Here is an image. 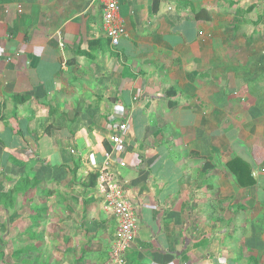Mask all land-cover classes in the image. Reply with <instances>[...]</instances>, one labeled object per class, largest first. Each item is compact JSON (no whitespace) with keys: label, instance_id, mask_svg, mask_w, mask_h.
Instances as JSON below:
<instances>
[{"label":"crops","instance_id":"0c3cea01","mask_svg":"<svg viewBox=\"0 0 264 264\" xmlns=\"http://www.w3.org/2000/svg\"><path fill=\"white\" fill-rule=\"evenodd\" d=\"M215 1L121 0L127 35L115 47L95 0H0V163L30 177L44 163L68 178L67 199L95 201L85 222L64 220L79 227L74 242H114L116 216L81 183L129 123L120 171L136 238L122 262L89 246L69 249L68 264H264V83L251 56L240 71Z\"/></svg>","mask_w":264,"mask_h":264},{"label":"rangeland","instance_id":"374dc122","mask_svg":"<svg viewBox=\"0 0 264 264\" xmlns=\"http://www.w3.org/2000/svg\"><path fill=\"white\" fill-rule=\"evenodd\" d=\"M212 5L216 14L214 22L219 30H224L227 33L228 44L232 46L233 58L238 59L237 62L241 63L240 71L243 73L242 68L245 65V60L250 56L252 57L250 65H253V60L257 61L259 58L264 60V53H262L264 39L263 41H250L251 36H253L252 40L254 37L258 39L260 35L264 36V0H217ZM97 9L98 13L96 14L100 16V6H97ZM261 42H263V48L259 55V52H255L261 49ZM260 64L257 63L259 69L256 71L253 66L248 65L247 71L251 70L253 74L257 73L259 79L264 83V62L262 61ZM3 110L0 108V118L5 120L7 116H3ZM0 142L5 144L3 138L0 139ZM16 166H18L17 161L9 164L7 162L0 163V264H68L72 261L65 258L69 249L78 252L80 248L88 249L89 246L94 250H105L111 260L116 261L113 254L115 232L112 237L114 242L108 240L111 242V246L113 244L112 248L108 243L106 245L100 243L99 239L94 243L91 240L87 241L85 236L82 241L77 243L72 240L79 227L64 223L66 217L71 219L72 224L81 221V218L85 222L89 217V210L95 207L93 199H87L85 193H83V197L72 196L77 199H67L64 194L69 193L64 192V188L65 185L67 186L68 178L66 180L61 178L64 177V172L48 171L45 169L44 163L39 165V169L34 172L33 177H30L29 173L25 174L22 170L17 169ZM74 182L76 180L71 183ZM81 184L84 185L85 182ZM68 187L71 186L68 185ZM76 192L80 193V191ZM96 193L97 197L93 196L94 194L92 196L98 198L103 204L104 200L100 191L96 190ZM48 203L66 206L70 215L64 212V207H57V211L50 209L47 207ZM67 205H70L71 208ZM32 220L35 221L33 226L31 225ZM104 224L106 223L104 222ZM31 228L33 230L37 228L40 234L34 235L33 238L30 235ZM53 232V237H50ZM72 233L73 235H70ZM104 233H108V236L111 237L107 230H104ZM23 248L27 252H21Z\"/></svg>","mask_w":264,"mask_h":264},{"label":"built area","instance_id":"2783aa9c","mask_svg":"<svg viewBox=\"0 0 264 264\" xmlns=\"http://www.w3.org/2000/svg\"><path fill=\"white\" fill-rule=\"evenodd\" d=\"M102 14V28L112 46H118L127 35L123 16L121 15V0H95ZM129 123L124 120L117 125L115 134L111 138L112 152L107 154V160L99 171L97 190L100 191L103 209L116 216L118 228L115 234L114 257L122 262L124 254L134 242L137 234V213L132 206L130 195L122 179L123 170L127 167L124 156L130 150ZM116 160L119 165L117 172L110 165ZM113 252V251H112Z\"/></svg>","mask_w":264,"mask_h":264},{"label":"trees","instance_id":"16d2710c","mask_svg":"<svg viewBox=\"0 0 264 264\" xmlns=\"http://www.w3.org/2000/svg\"><path fill=\"white\" fill-rule=\"evenodd\" d=\"M155 11H156V9H155ZM210 19H211L210 16L209 17L208 16L205 17V21H210ZM196 20L201 21L200 15L199 16L198 15L196 16ZM33 94H35V93H33ZM33 94L32 93L25 94L23 97H31ZM174 105L175 104H172L170 106L173 107ZM108 152H111V149H109ZM98 177H99V174L98 173L90 175L88 182H86L84 185L86 187H88V188H94V187H96L97 186Z\"/></svg>","mask_w":264,"mask_h":264},{"label":"clouds","instance_id":"9594fccd","mask_svg":"<svg viewBox=\"0 0 264 264\" xmlns=\"http://www.w3.org/2000/svg\"><path fill=\"white\" fill-rule=\"evenodd\" d=\"M105 34V33H104ZM106 36V35H105ZM110 41V40H109ZM111 43V42H110Z\"/></svg>","mask_w":264,"mask_h":264}]
</instances>
